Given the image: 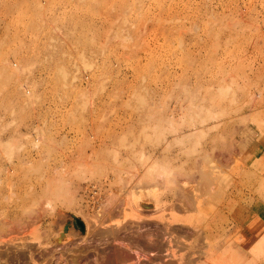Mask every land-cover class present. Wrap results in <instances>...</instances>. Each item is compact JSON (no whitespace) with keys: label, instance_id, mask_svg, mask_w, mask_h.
Returning a JSON list of instances; mask_svg holds the SVG:
<instances>
[{"label":"rangeland","instance_id":"rangeland-1","mask_svg":"<svg viewBox=\"0 0 264 264\" xmlns=\"http://www.w3.org/2000/svg\"><path fill=\"white\" fill-rule=\"evenodd\" d=\"M262 159L264 0H0V251L10 264H47L46 251L66 246L86 258L53 264L75 254L77 264H130L131 236L157 223L172 229L154 237L170 245L159 262L231 263L232 248L248 262L257 242L231 232L234 220L264 221ZM24 245L38 262L17 259Z\"/></svg>","mask_w":264,"mask_h":264},{"label":"bare ground","instance_id":"bare-ground-1","mask_svg":"<svg viewBox=\"0 0 264 264\" xmlns=\"http://www.w3.org/2000/svg\"><path fill=\"white\" fill-rule=\"evenodd\" d=\"M241 124L243 123V122H240ZM239 123V124H240ZM243 125V124H242ZM188 136V135H187ZM183 138V137H182ZM230 153V152H229ZM228 155V154H227ZM231 155V154H230ZM206 158V157H205ZM222 158H223V156H222ZM224 158H225V156H224ZM233 158V157H232ZM230 159V158H229ZM228 159V157H227V160H229ZM219 160H222V159H219ZM224 160V159H223ZM226 160V159H225ZM227 162V161H226ZM226 162H224L223 161V164L224 163H226ZM234 162V161H233ZM263 162V163H262ZM262 162H260V160H257V166L259 167V168H264V159H262ZM211 163V162H210ZM217 163H219L218 161H217ZM222 163V162H221ZM230 164V163H229ZM156 165V164H155ZM212 165V164H211ZM217 165V164H216ZM158 166V165H157ZM215 166V165H214ZM219 166H221L220 164L217 166V168L219 167ZM154 167V169H156L157 167H155V166H153ZM161 167V166H160ZM202 167V166H201ZM213 167V166H212ZM216 167V166H215ZM215 167H213V171L211 172L210 171V176H218V175H216V174H218L219 173V171H216V170H214L215 169ZM226 166H224V168H225ZM219 168H223V165L221 166V167H219ZM223 168V169H224ZM153 169V170H154ZM199 169H201V168H199ZM209 169H210V167H209ZM226 169V168H225ZM158 170V169H157ZM156 170V171H157ZM202 170V169H201ZM230 170H231V168H230ZM264 170V169H263ZM151 171H152V169H151ZM204 171V170H203ZM154 172V171H153ZM164 171H162V174H161V172H159L160 174H158L157 172V175H159L158 177H161L160 175H166V173L164 174L163 173ZM206 172V171H205ZM208 172V171H207ZM221 172V171H220ZM212 173V174H211ZM206 174V173H205ZM201 175H203L202 173H201ZM240 175V174H239ZM193 176V175H192ZM191 176V177H192ZM208 176V175H207ZM157 177V176H156ZM191 177H189V178H191ZM200 177V176H199ZM198 177V178H199ZM209 178V177H208ZM212 178V177H211ZM216 178V177H215ZM165 180V179H164ZM198 180V179H197ZM214 180V179H213ZM166 181V180H165ZM201 181V180H200ZM204 181V180H203ZM167 182V181H166ZM196 182V181H195ZM201 183V182H200ZM199 184V183H198ZM211 184V183H210ZM213 184V183H212ZM203 185V184H202ZM202 185H200V186H202ZM204 185H206L205 183H204ZM208 185V184H207ZM95 186V185H94ZM93 186V187H94ZM183 186H184V184H183ZM92 187V188H93ZM165 187V186H164ZM203 187V186H202ZM209 187V186H208ZM193 188V187H192ZM205 188L208 190V188L205 186ZM88 189V188H87ZM195 189V188H194ZM196 189H197V187H196ZM198 189H200V188H198ZM89 190V189H88ZM184 190H185V188H184ZM202 190V192H203V188L201 189ZM200 190V191H201ZM207 190H205V191H207ZM181 191V190H180ZM187 192L186 193H189L188 192V190H186ZM195 191H197V190H195ZM194 191V192H195ZM191 193V192H190ZM189 193V194H190ZM207 193H208V191H207ZM187 195V194H184V195H187V197L188 196H190V195ZM178 195V194H177ZM183 195V196H184ZM197 195V194H196ZM200 195H201V193H200ZM203 195V194H202ZM179 196V195H178ZM182 196V195H181ZM182 196V197H183ZM192 196V195H191ZM199 198V197H198ZM180 199H181V197H180ZM183 199V198H182ZM181 199V200H182ZM189 199H191V197L189 198ZM195 199V198H194ZM184 200V201H183ZM182 200V202H184L185 203V196H184V199ZM181 202V203H182ZM192 203H194L193 201H191ZM186 203H187V201H186ZM196 203V202H195ZM261 203V202H260ZM144 205V207H145V209H154L155 208V205H153V204H146V203H143ZM188 204V203H187ZM183 205V204H182ZM186 205V204H185ZM190 204H188V206H189ZM120 206V205H119ZM181 206V205H180ZM179 206V207H180ZM187 206V205H186ZM187 206V207H188ZM117 208V207H116ZM183 209H184V206L182 207ZM186 208V207H185ZM191 208V207H190ZM180 209V208H179ZM187 209V208H186ZM188 210V209H187ZM113 211H116L115 209L113 210ZM250 212V211H249ZM264 212V211H263ZM251 213V212H250ZM250 216V215H249ZM261 216V215H260ZM156 218V217H155ZM2 219V218H1ZM76 219H78V218H76ZM163 219H165V218H163V217H158V218H156V220H158V221H162ZM250 218H246V219H243L242 220V222H238L237 220H234L233 221V225H232V231H233V229H235V231H237V234L236 235H233V236H235L234 238H238V236H241V235H245L246 237H244V238H242V239H240V240H242V242H244L245 244L247 243V244H249L250 242H251V239L253 240V241H255V243L257 242V244L255 245V246H252V245H248L249 247L248 248H246V246H243V248H246V250L248 251V253H250V258H249V261L248 262H245V264H256V262H255V260L257 259L256 257H258V258H260L261 257V255L262 256H264V235L262 234V233H264V221L263 220H260L259 219V217L258 218H254V219H252V220H249ZM4 220V219H3ZM166 220H168V219H166ZM1 221V220H0ZM80 221V220H79ZM97 221V220H96ZM170 222H171V220H169ZM2 222V221H1ZM9 222V221H8ZM7 222V223H8ZM81 222V221H80ZM93 222V221H92ZM26 223V222H25ZM89 223V222H88ZM88 223H86L85 225H84V223H81L82 224V229L81 230H85V232H86V234H88L89 235V233H88V231L89 230H91L90 228H89V226H88ZM155 223V222H154ZM157 223V222H156ZM2 224H3V222H2ZM18 224V223H17ZM94 224V223H93ZM93 224H91V225H93ZM6 225H9V224H6ZM5 225V226H6ZM19 225V224H18ZM90 225V224H89ZM150 225V224H149ZM11 226V225H10ZM23 226V225H22ZM69 226H70V224L68 225V227H67V230L66 231H63L62 233H60V235L59 236H57V240L59 241V243L61 244V247H62V243H65V241H66V237H67V235H68V233H69ZM153 226V228H152V230L153 229H155L154 227H156V231L154 232V233H150L151 231H149V230H151V229H149V228H147L146 229V231H147V233L146 234H144L143 233V235H142V233H141V235L139 234H136V236L135 235H132V233H131V240H132V242L133 243H135V245L133 246V249H132V252L133 253H131V256H132V261H131V263L132 264H139L140 262H142L141 260L143 259V262H144V260H146L147 262H149L148 260H151L152 258V260L153 261H157L156 263H154V264H168V262L167 263H165V262H163L164 260V257L163 256H165L164 255V251L166 252V250H165V248L167 247L168 248V246H170L169 244H167V246H165L166 244H164V243H167V241L168 240H166V242H162L163 241V239H162V241L161 240H159V239H161V235H163L162 237H164V235H168V234H170V236L172 235L171 234V231H169L170 229H169V225H168V223H166V224H164V223H162V225L160 226V225H158V223L157 224H153L152 225ZM179 226V225H178ZM6 227H8V226H6ZM16 227V226H15ZM71 227V226H70ZM74 227H76L75 225H74ZM177 227V226H176ZM181 227V226H180ZM180 227H178L179 228V232H181L182 230L180 229ZM183 227V226H182ZM9 228V227H8ZM7 228V229H8ZM86 228V229H85ZM138 229H139V227H137ZM187 228V227H186ZM10 229H13L12 227H10ZM21 229V228H20ZM64 229H66V228H64ZM78 229V228H77ZM136 229V228H135ZM169 229V230H168ZM174 229H176V228H174ZM9 230V229H8ZM92 230H93V228H92ZM105 231H106V229H104ZM127 230H129L128 228H127ZM167 230L169 231L168 233H167ZM172 230V229H171ZM191 230V229H190ZM13 231H14V229H13ZM12 231V232H13ZM16 231V230H15ZM14 231V232H15ZM105 231H103V232H105ZM136 231L138 232V230L136 229ZM135 231V232H136ZM144 230H142V232H143ZM184 231V230H183ZM189 231V230H188ZM192 231V230H191ZM11 232V231H10ZM9 232V233H10ZM11 232V233H12ZM14 232H13V234H14ZM89 232H92V231H89ZM99 232H102V230L101 231H99ZM135 232H134V234H135ZM173 232V231H172ZM185 232V231H184ZM193 232V231H192ZM199 232H200V230H199ZM8 233V234H9ZM92 233H94V235H95V232H92ZM174 233V232H173ZM198 233V231L196 232V234ZM233 232H231V234H232ZM86 234H84V235H86ZM91 234V233H90ZM98 233H97V229H96V235H97ZM161 234V235H160ZM186 234V233H185ZM201 234V233H200ZM234 234V233H233ZM10 235V234H9ZM83 235V236H84ZM88 235H86V236H88ZM94 235H92L93 237H95ZM98 235H100V234H98ZM97 235V236H98ZM101 235H104L103 233H101ZM99 236V237H101V240H104V238L106 237V239L107 240H109V241H112L113 243H114V241H118V239L120 238L119 237V232H116V231H113V230H111V229H109V231H108V229H107V231L105 232V237L102 239V236ZM127 235V234H126ZM158 235H160V238L158 239H155L154 237H158ZM175 235H176V233H175ZM180 235V234H179ZM191 235V234H190ZM193 235V234H192ZM191 235V236H192ZM247 235L250 237V238H248L247 237ZM2 236L4 237V235L2 234ZM6 236H8V235H6ZM85 236V238H87ZM169 235L167 236V237H170ZM188 236V235H187ZM186 236V237H187ZM231 236V235H230ZM91 237V236H90ZM151 237L152 238H154L155 240H152L151 239ZM167 237L165 238V239H167ZM186 237H184V238H186ZM1 238V237H0ZM85 238H83L82 237V239H85ZM92 238V237H91ZM141 238V239H140ZM90 238H88V240H89ZM105 239V240H106ZM122 239V238H121ZM179 239V238H178ZM188 239V238H187ZM190 239V238H189ZM3 240H5V239H3ZM14 240V239H13ZM16 240V239H15ZM96 240V239H95ZM99 239H97V241H98ZM106 240V241H107ZM130 240V241H131ZM141 240V241H140ZM93 241V238H92V240H91V242ZM180 241V240H179ZM179 241H177V242H179ZM67 242V241H66ZM99 242V241H98ZM98 242H96L95 243V245H93V246H95L96 247V244H99ZM104 242V241H103ZM172 242V241H171ZM0 243H2V242H0ZM13 243V242H12ZM22 243H24V242H22ZM22 243H20V244H22ZM37 243V242H36ZM85 243H86V241H85ZM94 243V242H93ZM101 243H102V241H101ZM107 243H108V241H107ZM107 243H105L106 245H107ZM254 243V242H253ZM7 244V243H6ZM5 244V245H6ZM9 244V243H8ZM66 244V243H65ZM71 244H73V243H71ZM86 244H88V243H86ZM103 244V243H102ZM111 244V243H110ZM10 245H11V243H10ZM76 245V244H75ZM9 246V245H8ZM19 246V245H18ZM25 247L24 248H26L27 250H24L23 248H21V250L20 251H16L17 253H16V256H17V259H20V260H22V259H26V258H28L29 260H31V261H36L37 260V262H38V255L36 256V257H38L37 259H35L34 258V253L36 252H38V251H33V250H35L34 248H32L33 246H28V245H24ZM97 246H100V244L99 245H97ZM14 247V246H13ZM23 247V246H22ZM42 246H40V248H41ZM55 247V246H54ZM61 247H60V249H61ZM90 247V246H89ZM88 247V248H89ZM94 247V248H95ZM101 247V246H100ZM140 247H142V249H140ZM239 247V246H238ZM19 248V247H18ZM53 248V247H52ZM70 248V247H69ZM69 248H67V246H66V249L68 250ZM91 248H93V247H91ZM91 248L89 249V251H92L91 250ZM98 249H99V247H97ZM97 248H95V249H97ZM170 248V247H169ZM168 248V249H169ZM13 249V248H12ZM15 249V248H14ZM17 249V248H16ZM51 249V248H50ZM50 249H48V250H50ZM54 249V248H53ZM53 249H51V251L53 250ZM56 249H58L57 247H56ZM62 249H64V248H62ZM66 249H64L65 250V254H67L68 253V255L70 256V258L67 256V259H70L71 260V257L73 256L72 254H74V252H76L75 251V249L73 248V250H70V252H66ZM98 249H97V251L96 252H98ZM198 249V248H197ZM11 250V249H10ZM19 250V249H18ZM24 250V251H23ZM59 250V249H58ZM58 250H56L55 251V249L52 251V253H51V251H46V252H48L49 254L48 255H45L44 256V258L46 259V260H44V259H41V261L40 262H42V261H47V260H49L50 261V263H52L53 261L55 262V263H58V262H56L57 261V259H59V258H57V254H60L59 252H60V250H59V252H58ZM94 250V249H93ZM162 250H163V252H162ZM41 251V250H40ZM39 251V252H40ZM63 251V250H62ZM62 251H61V254H63V256L65 255L64 254V251H63V253H62ZM72 251H73V253H72ZM85 251H87V249L85 250ZM170 251V250H169ZM204 251V250H203ZM43 252V251H42ZM41 252V253H42ZM58 252V253H57ZM44 253V252H43ZM71 255H70V254ZM76 253H81V252H76ZM90 253V252H89ZM93 253V252H92ZM94 253H95V251H94ZM160 253H162L163 254V256H161V257H163V261L160 263L159 262V260H160V258L158 257L159 256V254ZM168 253V256H166L167 258L169 257V253L170 252H167ZM172 253V252H171ZM171 253H170V255H171ZM200 253V252H199ZM228 253V252H227ZM231 253V254H230ZM239 253L241 254V252H238V250H234L233 248H232V251L231 252H229L228 253V256L231 258V263H229L228 261H227V259H224V260H226V261H224L222 258H220L219 256L218 257H216L215 258V261H213L212 260V263H207V260H205L206 262H204V263H206V264H216V263H218V264H241L240 263V261H239ZM10 254H11V252H9V249H7L6 251H0V264H10L11 262H9V259L11 258L12 259V257L10 256ZM14 254V256H15V253H13ZM38 254H40V253H38ZM47 254V253H46ZM60 254V255H61ZM85 254V253H84ZM87 254V253H86ZM12 255V254H11ZM43 255L44 254H42V257H43ZM75 255H77V254H75ZM74 255V258H72V259H74V260H76V262H79V261H77V260H79V259H75L76 258V256ZM81 255V258H82V254H80ZM79 255V256H80ZM89 255H91V254H89ZM88 255V256H89ZM161 255V254H160ZM197 255V254H196ZM200 255H202V254H200ZM221 255H223V254H221ZM13 256V255H12ZM62 256V257H63ZM78 255H77V258L79 257ZM86 256V255H85ZM85 256H83V257H85ZM87 256V257H88ZM91 257V260H92V256H90ZM198 257V256H197ZM14 259L16 258V257H13ZM86 258V257H85ZM155 258V259H154ZM157 258V259H156ZM158 258H159V260H158ZM171 258V260L173 261V259H172V257H170ZM170 258H168V259H170ZM179 258V257H178ZM186 258V257H185ZM201 258V257H200ZM225 258V257H224ZM27 259V260H28ZM61 260H66L67 261V259L66 258H64V259H62V258H60ZM59 259V260H60ZM90 259V258H89ZM197 259H199V258H197ZM60 260V261H61ZM74 260H72V262H69L68 261V264L70 263V264H77L76 262H74ZM87 260V259H86ZM85 260V261H86ZM97 260V259H96ZM105 260V259H104ZM102 261L101 263L103 264L105 261ZM107 260V259H106ZM11 261H13V260H11ZM25 261V260H24ZM49 261H47V264H49L48 262ZM89 261V260H88ZM109 261L111 262V260H108L107 262L108 263H106L105 262V264H118L117 262H116V260H115V258L112 260V261H114V262H111V263H109ZM135 261V262H134ZM145 261V262H146ZM166 261H168V260H166ZM198 261V260H197ZM14 262V264H15V260L13 261ZM17 262V261H16ZM23 262V261H22ZM21 262V263H22ZM65 262V261H64ZM174 262V261H173ZM188 262H189V260H188ZM23 263H25V264H27V261L26 262H23ZM22 263V264H23ZM29 263V262H28ZM46 263V262H45ZM89 263V262H88ZM87 263V264H88ZM130 263V264H131ZM152 262L150 261V264H151ZM171 263V261L169 260V264ZM191 263H193V262H191ZM17 264H20L19 262H17ZM53 264V263H52ZM60 264V263H59ZM64 264V263H63ZM79 264V263H78ZM147 264V263H146ZM149 264V263H148ZM174 264V263H173ZM188 264H190V263H188ZM195 264H198L196 261H195Z\"/></svg>","mask_w":264,"mask_h":264},{"label":"water","instance_id":"water-1","mask_svg":"<svg viewBox=\"0 0 264 264\" xmlns=\"http://www.w3.org/2000/svg\"><path fill=\"white\" fill-rule=\"evenodd\" d=\"M72 218H73V223H74V225H75L77 228L82 229V224H81V222L79 221V219H76V218H74V217H72ZM67 227H68V226L65 227L66 229H64V231L67 230Z\"/></svg>","mask_w":264,"mask_h":264},{"label":"crops","instance_id":"crops-1","mask_svg":"<svg viewBox=\"0 0 264 264\" xmlns=\"http://www.w3.org/2000/svg\"><path fill=\"white\" fill-rule=\"evenodd\" d=\"M232 232H234V235L237 234V231H235V229H233ZM231 251H232V249H230V250L228 249V253L231 252ZM239 261H240L241 264H245L243 254H240V253H239Z\"/></svg>","mask_w":264,"mask_h":264}]
</instances>
